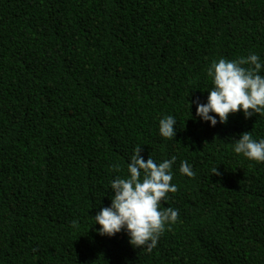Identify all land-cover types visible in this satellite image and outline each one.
I'll use <instances>...</instances> for the list:
<instances>
[{
	"label": "trees",
	"instance_id": "trees-1",
	"mask_svg": "<svg viewBox=\"0 0 264 264\" xmlns=\"http://www.w3.org/2000/svg\"><path fill=\"white\" fill-rule=\"evenodd\" d=\"M253 52L264 65V0H0V264H264V162L232 150L264 113L209 126L188 103L214 60ZM136 145L175 157L178 217L151 251L92 217Z\"/></svg>",
	"mask_w": 264,
	"mask_h": 264
},
{
	"label": "clouds",
	"instance_id": "clouds-1",
	"mask_svg": "<svg viewBox=\"0 0 264 264\" xmlns=\"http://www.w3.org/2000/svg\"><path fill=\"white\" fill-rule=\"evenodd\" d=\"M264 65L256 53H249L237 59L219 58L207 68L212 86L207 89L206 102L199 98L188 101L196 105L195 118L215 126L227 122L229 114L241 112L245 118L264 113V75L260 70ZM177 121L173 115L162 116L158 120V133L162 138L173 139ZM232 150L236 154L255 161L264 162V137L253 139L249 131L234 139ZM141 145L133 148L127 163L126 177L116 176L110 181V204L99 207L93 217L101 236L112 237L122 230L133 247L151 251L156 246L166 224L174 223L178 210L162 207L168 193H174L177 186L171 183L172 165L175 157L155 161L150 156L145 159ZM118 168V166H117ZM178 171L191 177L194 173L187 160H182ZM217 173V168L213 169ZM163 202V203H162ZM73 227L77 226L75 220Z\"/></svg>",
	"mask_w": 264,
	"mask_h": 264
}]
</instances>
